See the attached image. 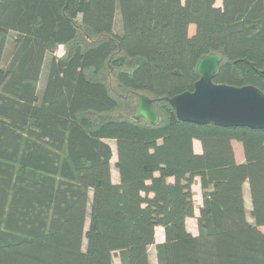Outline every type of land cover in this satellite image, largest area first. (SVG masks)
Listing matches in <instances>:
<instances>
[{
	"label": "trees",
	"instance_id": "obj_1",
	"mask_svg": "<svg viewBox=\"0 0 264 264\" xmlns=\"http://www.w3.org/2000/svg\"><path fill=\"white\" fill-rule=\"evenodd\" d=\"M213 52V82L264 92V0H0V264H264V129L168 101Z\"/></svg>",
	"mask_w": 264,
	"mask_h": 264
},
{
	"label": "water",
	"instance_id": "obj_2",
	"mask_svg": "<svg viewBox=\"0 0 264 264\" xmlns=\"http://www.w3.org/2000/svg\"><path fill=\"white\" fill-rule=\"evenodd\" d=\"M222 56L218 52L202 55L196 63L198 79L191 91L178 93L168 101L179 120L195 123L212 122L222 126H244L264 129V92L253 86H232L213 82ZM264 75V67L261 70ZM134 119L151 124L159 121L152 99L138 93Z\"/></svg>",
	"mask_w": 264,
	"mask_h": 264
},
{
	"label": "rangeland",
	"instance_id": "obj_3",
	"mask_svg": "<svg viewBox=\"0 0 264 264\" xmlns=\"http://www.w3.org/2000/svg\"><path fill=\"white\" fill-rule=\"evenodd\" d=\"M215 4L216 5H221V0H215ZM120 28H121V25H120V20H119V12H118V10H116V13H115V16H114V30L116 32H118V31H120ZM193 31H194V25H190L189 28H188L189 34L193 33ZM5 50H6L5 53L9 52L8 44H7V49H5ZM62 53H63V46L62 45H58L54 50H52L51 52H48L46 54V60L48 58H50L51 55L59 56ZM5 58H7V55L5 56ZM110 143H111V146H112L113 151H114V144L112 142H110ZM233 149H234L236 160L237 161H242L243 160V153H242L241 144L236 142V141H233ZM114 160H115V154L112 157L111 162H113ZM112 178H113L114 181L117 179V172H116V170L114 168H112ZM245 187H246L244 189V191H245V207H246V209H248L249 208L248 189H247V186H245ZM192 190L194 192L193 199H194V202H195V205H196L195 213H194V216L189 217L187 219V223L186 224H187V228L189 229V231L192 232L193 234H196L197 230H196L195 217L198 215L197 206L201 202L200 187H199L198 183H196V181L192 185ZM259 229L264 233V226H260ZM162 240H163V230H162L161 227L158 226V227H156V231H155V243L161 242ZM148 252H149L150 264H156L155 246H154V244L149 246ZM113 264H119V259H118L117 255L113 256Z\"/></svg>",
	"mask_w": 264,
	"mask_h": 264
},
{
	"label": "crops",
	"instance_id": "obj_4",
	"mask_svg": "<svg viewBox=\"0 0 264 264\" xmlns=\"http://www.w3.org/2000/svg\"><path fill=\"white\" fill-rule=\"evenodd\" d=\"M193 147H194V150H195L196 152H200V151H201V146H200V143H199L198 140H194V142H193ZM196 183H198V185H199V179H198V178H196ZM245 188H246V187H245Z\"/></svg>",
	"mask_w": 264,
	"mask_h": 264
}]
</instances>
